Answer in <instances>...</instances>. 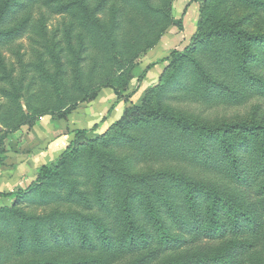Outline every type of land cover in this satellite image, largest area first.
<instances>
[{"label": "rangeland", "instance_id": "rangeland-1", "mask_svg": "<svg viewBox=\"0 0 264 264\" xmlns=\"http://www.w3.org/2000/svg\"><path fill=\"white\" fill-rule=\"evenodd\" d=\"M259 156L264 0H0V264H264Z\"/></svg>", "mask_w": 264, "mask_h": 264}, {"label": "trees", "instance_id": "trees-1", "mask_svg": "<svg viewBox=\"0 0 264 264\" xmlns=\"http://www.w3.org/2000/svg\"><path fill=\"white\" fill-rule=\"evenodd\" d=\"M4 13V11L2 12ZM204 145L207 142L201 141ZM64 155V154H63ZM211 154L206 155L207 162H210L212 159L210 158ZM256 158H251L248 160V165H244L243 159H240V157L234 162L233 168L228 173L230 174V177L235 183H243V185L246 187L250 186L249 181L251 180V177L247 175V172L251 170H261L264 172V163L262 161V158L259 156V161L262 163L255 164ZM255 160V161H254ZM251 169V170H248ZM45 170H42L41 174L38 177V181L41 182L43 180V173ZM0 197H8L7 195H0ZM238 219L236 222L231 221L229 225L226 224H220V222H216L214 226H210L207 228V235L210 240L217 241L220 240L222 237L221 233L216 232V228L220 225L224 229V231L231 230L234 232L235 236H239L241 234L242 230V222L244 220ZM171 241H168V244H170ZM248 250V245L245 243H233L230 246L227 247V250L222 256H207L205 258L196 259V260H190L187 263H177V264H238V261L233 259L235 256H238V254H243ZM231 256V257H230Z\"/></svg>", "mask_w": 264, "mask_h": 264}, {"label": "crops", "instance_id": "crops-1", "mask_svg": "<svg viewBox=\"0 0 264 264\" xmlns=\"http://www.w3.org/2000/svg\"><path fill=\"white\" fill-rule=\"evenodd\" d=\"M67 141V139L63 138L62 140H59L57 143H55L49 150L48 158L55 157L57 154H61L65 150Z\"/></svg>", "mask_w": 264, "mask_h": 264}]
</instances>
